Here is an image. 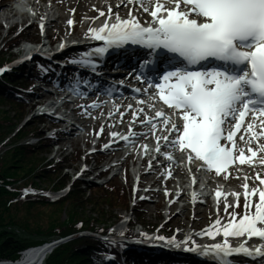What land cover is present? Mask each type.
I'll list each match as a JSON object with an SVG mask.
<instances>
[{"label": "snow or ice", "instance_id": "1", "mask_svg": "<svg viewBox=\"0 0 264 264\" xmlns=\"http://www.w3.org/2000/svg\"><path fill=\"white\" fill-rule=\"evenodd\" d=\"M127 3L138 4L149 13L152 22L145 26L130 11L127 19L117 13L114 22L109 23L112 17L109 5L108 20L99 28L89 29L91 39L103 46L75 62L94 66L93 58L98 59L112 49H124L126 45L147 49L150 56L161 58L170 70L163 71L158 80L149 79L140 71L136 79L140 81L143 77L142 82L156 89L159 100L181 121L178 125L172 116L156 112V117H163L169 136L174 134L171 139L158 138L166 141L165 146L186 155L189 164L202 162L198 170L214 171L216 175L225 173L237 160L241 165H251L253 161L246 158L245 150L234 139L246 117H250L239 140L247 146L251 157L260 153V163L264 164V0H127ZM104 15L101 11L100 16ZM153 63L155 60L146 57L140 68L156 72L155 67H149ZM146 123L155 130L151 119ZM156 150L160 151L159 143ZM167 159L171 162L174 157L168 155ZM255 179L264 186L259 173ZM242 187L245 214L237 219L233 213L222 228L223 243L211 246L206 253L216 264H230L233 255L264 257V243L253 251L247 241L236 248L228 241L229 237L248 240L255 237L264 242V187L250 189L247 182ZM215 195L224 196L226 212L233 206L227 204L228 195L234 196V207H239V193L217 190ZM257 195L258 202L254 203L252 198ZM216 225H221L219 219ZM207 234L215 239L221 235V229H210Z\"/></svg>", "mask_w": 264, "mask_h": 264}, {"label": "trees", "instance_id": "2", "mask_svg": "<svg viewBox=\"0 0 264 264\" xmlns=\"http://www.w3.org/2000/svg\"><path fill=\"white\" fill-rule=\"evenodd\" d=\"M15 40L16 38L7 41V48L11 42H14ZM6 50L8 51L9 49ZM2 60H7V57L2 56L0 63H2ZM12 77L13 76L9 74L6 77V80L11 83L15 82L12 81ZM19 94L20 93L18 91L10 89L0 81V104L3 105V100H7L8 102H11V105L14 108L10 111V113H13L14 116H11L10 113H7L3 109L0 110V118H2L0 119V128L9 129L7 130L9 134L6 135V137L12 135L10 139L8 138L6 142L7 144L5 143L6 145L3 144L0 146V153H2L0 156V259H15L18 257V253L22 248H27L53 238L75 233L80 229L92 231L98 230V227L101 225L108 224V222L103 220L109 219L111 222L114 221L115 217H118V215L114 213V210L118 206L126 205V197L123 189H118L115 186L116 183L113 181L109 182V184L93 187L90 191V194L88 195H86L84 191L80 189L78 182H76L72 185L69 192L64 197L58 199L52 200L40 195L35 198L27 197L29 200L18 198L20 197V193L16 190L18 187L16 186V181H14V179L21 176H31V174L28 173L35 171L36 168L38 171H40V173H44L41 178L49 179V181H47L49 189L56 190L63 185V182H61V179L58 178L59 175L57 174H52V176L53 178L59 179V181L58 183L54 182L52 185L53 179L51 180V169H46V167L44 168L46 164L40 168L37 167L38 164L42 162L43 157L39 158L38 154L31 155L38 144L39 147L45 148L47 143L44 140H40L35 145H25L21 142L22 138L31 131H26L23 127L21 128V126L18 129H14L15 124L12 122L13 118L17 114L22 115V113L25 111V107L22 105L20 97L17 96ZM18 118H20V116H18ZM13 124L14 127L12 129ZM33 132L34 134L37 132V127L34 125ZM1 135L2 134H0V136ZM13 144H15L13 148L7 149ZM53 167L54 168L52 170L56 171L58 169L56 172H61L62 167L59 165H53ZM40 173L34 172L33 175L34 177H37ZM31 182H33V178ZM7 185L13 187L15 190H7L5 188ZM66 203V208L70 210L67 212V220L62 222L59 220V213ZM18 205L24 206L23 209L26 210V215L27 213L31 212L34 214L39 213V218H43V220L47 222V225L41 226L43 229H40L39 227L33 228L32 226H27V224L24 223L23 227L25 226L27 229L26 231L21 232V237L17 236L14 231L8 230L7 226L18 224V221H16L15 217L12 216V210H10L12 208H18ZM51 205L54 206L55 209H52ZM87 205H92L93 207L86 210ZM80 207L85 208V210L82 212L84 215H86V217H88V219L85 220V217L82 216L84 218L77 222H81L82 225L83 222H87L89 224L79 228H70L66 224L64 228V223L73 225L78 219L79 215L76 213V210ZM98 217H101L103 220H100ZM56 229L59 230L56 231ZM35 237H37V239H34ZM95 245L96 242L89 237L76 238L56 247L51 252V254L47 256L43 264H78L79 258H77L75 254L84 255L83 252L79 250V247L87 246L89 249H92Z\"/></svg>", "mask_w": 264, "mask_h": 264}, {"label": "rangeland", "instance_id": "3", "mask_svg": "<svg viewBox=\"0 0 264 264\" xmlns=\"http://www.w3.org/2000/svg\"><path fill=\"white\" fill-rule=\"evenodd\" d=\"M104 2V3H103ZM99 3H103V4H106L104 7L107 6V3L108 1L107 0H100ZM118 3V1H115V4ZM11 4L8 2V0H0V25H2V22L4 25L6 24H9V22H17V28H22L23 25L27 22H31L33 24V21L30 20L29 18V15L26 14V13H22L21 11H18L16 13L15 16H12L11 18L8 19V21H6L5 16H10L9 13H12L15 11V8L18 7V6H10ZM95 5V2L93 0H88V3H86L85 5V1L84 0H65L63 3H62V7L60 10H55V13L57 14H60L61 13V17L57 20V22L55 23L56 26H60L61 27V33L62 35H68L69 32L64 30L63 29V25H64V19L65 17L67 16L68 14V9L69 8H72V7H76L77 8V14L79 15V24H84L86 22V16H87V13L89 11H91L93 9ZM20 22L23 23L22 25H20ZM29 24V23H28ZM26 24V25H28ZM28 26H32V25H28ZM4 32H5V27L3 26L2 27V31H1V34H0V48H1V44L3 43V35H4ZM82 32V28L80 26L79 28V33ZM12 53L15 55V53L17 52V49H11ZM4 53V55H3ZM2 56L6 57V53L5 51L1 50L0 51V59L2 58ZM10 59V58H8ZM6 60H2V62H5ZM9 85V84H8ZM11 89V88H10ZM4 101V104H0V110H5L7 113H10L11 109H14L11 105V102H8L7 100H3ZM20 110V109H19ZM36 109H34L29 115L26 111H24L21 114H17L12 122H14L15 124V128L14 129H18L20 126L21 128L23 127L26 131H31L29 134H27L26 136H24L22 138V143L27 145V141H29L28 137L32 134H34L33 132V124H26V123H29L31 122V118H32V114L33 112H35ZM11 116H14L13 113H10ZM8 114V115H10ZM18 116H20V118H18ZM2 119V118H0ZM86 123H92V119H86L85 120ZM14 124L12 126V129L14 127ZM43 125H40V130L41 132L43 131ZM9 129H2L0 128V134H2L0 136V146H2L3 144L6 145L7 141L5 140H8V138L10 139L12 137V135H9L8 137H6V135L9 134V132L7 131ZM13 131V130H12ZM90 131H91V126H89L87 128L86 131H80V133H84L86 135H89L90 134ZM46 135H48V133H46ZM5 136V137H4ZM85 137V136H84ZM65 138L67 140H65L62 144H61V152L60 153H57L56 152V148L53 146L51 148L50 153L48 154L47 153V149H45L44 147H39V144L37 145V147L35 148V150L32 152L33 154L31 155H37L38 154V157L39 158H42L43 157V160L42 162H40V164H38V168L42 167L43 165L46 164V166H44V168L46 167V169H51V180H52V185L54 184V182H57L59 181V179H61V182H63V186H65V184H69L70 185V177L69 175H73L74 172H76L77 170L80 171V165H81V160L78 162L79 164H77L78 166L74 165L71 169H65L63 170L61 168V172H56L58 171V169L56 171L52 170L54 167H53V162H55V160L59 159V157H61V155H69L70 153H72V147L74 149V147L78 148L79 150H84V142L83 140H78V137L76 136H73V135H68V136H65ZM72 141V144L70 143ZM74 142H77L76 145ZM6 143V144H5ZM37 144V143H36ZM30 145V144H28ZM32 145V144H31ZM35 145V144H34ZM15 146V144L9 146L7 149H10V148H13ZM56 153V154H55ZM2 155V153H0V156ZM98 156H102L100 154H97ZM71 157V156H70ZM30 160V158H29ZM120 160V158H119ZM74 164V163H72ZM107 163L104 162L102 163L101 165H99V167H97L98 169L99 168H102L103 166H105ZM76 166V167H75ZM95 165L93 162H91L89 164V166L87 168H93ZM96 168V169H97ZM95 169V170H96ZM34 172H37V173H40V171L36 170L31 172V173H28V174H31V176H28V177H16L14 179V181H16V186L18 188H24V187H34L35 189L34 190H38V191H41V192H44L45 189H48L49 185L47 184V181H49V179H43L41 178L43 176L44 173H40L39 176L37 177H34L33 173ZM65 173V174H64ZM52 174H57L59 175L58 178H53ZM20 175V174H18ZM33 178V182H31ZM118 178H119V181L122 183V184H125V180L123 178L122 175H118ZM99 182H101V180H99ZM94 182H88L86 183L87 185H91L93 184ZM175 183V182H174ZM61 187V188H62ZM29 192L33 193V194H29ZM160 192V191H159ZM20 193V192H19ZM162 195L161 197H163L164 199V203L162 205V203H158V197L155 196V197H152L148 203H146L143 207V210L145 211L146 213V219L147 221L149 222H152V223H155L158 221V217H157V212L158 210L160 209V205L162 206V209L161 212H162V218H165L167 215H166V211H167V206L170 204L171 202V199H169L168 201H166V197H167V194L168 192H163L161 191ZM22 194V195H21ZM21 194L20 197H18L19 199H28L27 197L29 196H32L35 198L34 196V191H31L29 190L28 193H25L23 191H21ZM37 194V193H35ZM38 196V195H37ZM36 196V197H37ZM17 198V199H18ZM39 198V197H38ZM29 200V199H28ZM19 201V200H18ZM19 207L18 208H12L10 210L11 213L13 214L12 216L15 217L16 221H18V224L16 225H13V226H7V229L8 230H12V231H18L19 233L24 232L26 231L27 227L25 228V226L23 227L24 223L27 224V226H32L33 228L35 227H39L40 229H43V227L41 226H46L47 225V222L43 220V218H39V213L38 214H34L33 212H30L31 213H27V215L25 214L26 210L23 209L24 206H21V205H18ZM67 206V203L62 207L60 213H59V220H61L62 222H65L67 220V212L68 210L70 209H67L66 208ZM52 209H55L54 206H52ZM93 206L92 205H87L86 207V210L88 209H91ZM32 209V208H30ZM85 208L84 207H80L78 208L76 211V213L79 215L78 219L74 222V226L73 225H70L69 223H64V228H65V225L67 224L70 228L71 227H76V228H79L78 226L81 225V226H85V225H88L89 223L87 222H83V225L81 224V222H77L79 220H82L84 217H85V220L88 219V217H86V215L83 214L82 211H84ZM205 210L204 212V216H201V211ZM208 210V207L203 205V206H197L195 208V211L198 213L197 215L199 216V221L198 220H194L192 219V213L189 212V210H185L183 208H181V204H177L175 205L174 207H172L170 209V216L172 217L171 220H170V223L171 225L174 226V228H177L175 231H174V234H176L177 232H179L181 229V227L183 228L184 230V233L188 232V228L191 226L195 227V226H201L203 225V223L205 222V219L208 218L209 216L207 215V211ZM123 214H125L127 217L129 215V213H125V212H122ZM208 213L211 214L212 213V210H208ZM6 214V213H4ZM84 216V217H82ZM81 217V218H80ZM49 218V217H48ZM100 220H103L101 217H98ZM105 222H110L109 219H105L103 220ZM77 222V223H76ZM112 222V221H111ZM110 222V223H111ZM42 224V225H41ZM116 224V223H115ZM25 228V229H24ZM119 228H123V225L120 224V225H116L114 227H112V230L115 229V230H118ZM39 229V230H40ZM59 229H63V228H59ZM59 229H56V231H58ZM140 230V227L139 226H135L133 228V231L134 233H137L138 231ZM158 229H155L154 231H152V233H149V237H154V233L157 231ZM111 231V228L109 229V232ZM173 234V235H174ZM159 235H162V234H159ZM172 235V236H173ZM171 236V237H172ZM105 238H108V236H106ZM34 239H37V237H35ZM114 245H118V244H121L122 242L119 241L117 243H114L112 242ZM112 254V253H109V255ZM20 256V253H18V257ZM75 256L77 258H79V263L78 264H104L105 261L103 260H108L110 256H108L107 254V258H104V259H98L99 258V253L95 252V251H90L89 254H86L84 253V255H81V254H75ZM18 257H16L15 259H0L1 260H4L6 262H10V263H13V262H16L18 260ZM106 264V263H105Z\"/></svg>", "mask_w": 264, "mask_h": 264}, {"label": "bare ground", "instance_id": "4", "mask_svg": "<svg viewBox=\"0 0 264 264\" xmlns=\"http://www.w3.org/2000/svg\"><path fill=\"white\" fill-rule=\"evenodd\" d=\"M111 2H109L110 6L112 5L113 7L116 6L115 5V1L116 0H110ZM98 8H103L100 6H97ZM105 23V18L97 23L96 26H101L102 24ZM9 91V90H8ZM140 114V113H139ZM22 232V231H21ZM15 234L19 237H21L22 233H19L18 231H15ZM57 239L54 240H48L46 242V244H48L49 246H52V242H56ZM44 243H39L38 246L35 247H29L28 249L26 248H22L19 252L20 256L18 257V260L16 262L10 263V262H6L4 260L0 261V264H42L44 261V258L47 256L46 254L48 253V247L47 245Z\"/></svg>", "mask_w": 264, "mask_h": 264}, {"label": "water", "instance_id": "5", "mask_svg": "<svg viewBox=\"0 0 264 264\" xmlns=\"http://www.w3.org/2000/svg\"><path fill=\"white\" fill-rule=\"evenodd\" d=\"M61 242H63V240H58V241H56L55 243H53L52 246H50V247H54V246L58 245V244L61 243Z\"/></svg>", "mask_w": 264, "mask_h": 264}]
</instances>
